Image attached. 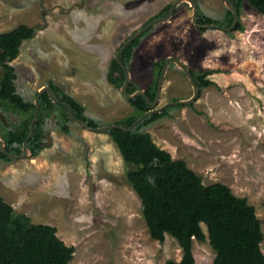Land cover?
Listing matches in <instances>:
<instances>
[{
    "label": "rangeland",
    "instance_id": "1",
    "mask_svg": "<svg viewBox=\"0 0 264 264\" xmlns=\"http://www.w3.org/2000/svg\"><path fill=\"white\" fill-rule=\"evenodd\" d=\"M175 1L0 0V34L20 25L36 30L11 63L17 93L34 103L52 82L101 127L133 115L120 89L107 81L110 64L125 41ZM197 3L206 17H226V0ZM193 16L190 4L182 3L168 22L145 32L130 62L131 81L145 91L154 82V64L176 57L198 73L214 71L207 77L214 85L201 90L195 103L171 109V117L142 131L173 159L184 160L204 185L222 183L246 198L264 234V16L245 0L244 30L229 33L198 28ZM192 95L185 73L170 64L158 107ZM18 121L19 115L0 107V139ZM68 127L70 134H64L56 117H49L45 129L51 140L49 145L44 140L37 156L0 159L4 200L34 224L56 227L60 239L75 247L70 264L181 261L175 238L167 235L160 244L150 237L141 202L126 180L130 167L110 136L74 122ZM261 247L264 253V241ZM193 253L196 264H213L216 256L208 240H194Z\"/></svg>",
    "mask_w": 264,
    "mask_h": 264
},
{
    "label": "trees",
    "instance_id": "2",
    "mask_svg": "<svg viewBox=\"0 0 264 264\" xmlns=\"http://www.w3.org/2000/svg\"><path fill=\"white\" fill-rule=\"evenodd\" d=\"M245 0H234L235 9L240 15ZM248 5L264 16V0H246ZM172 4L166 6L154 19L166 16ZM153 20V19H152ZM197 23L229 28L234 15L227 11L223 20L206 17L198 9ZM146 26V25H145ZM144 26V27H145ZM241 23L236 31H243ZM35 28L20 25L12 31L0 34V107L5 113L19 115V121L2 135L9 153L20 155L23 144L30 132L35 113V104L27 102L17 93V74L11 64L19 55L21 45L35 35ZM138 37L121 54V61L131 72L130 62L134 50L142 38ZM123 45V44H122ZM165 59L154 64L155 79L145 90L153 102L158 91V81ZM190 72L200 91L213 86L207 79L214 71ZM125 72L115 59L110 64L107 81L120 89L125 82ZM55 96L71 106L73 114L91 128L101 127L98 121L86 115V108L67 95L60 87L50 83ZM138 86L131 81L127 92L133 94ZM38 95V94H37ZM135 113L115 123L125 127L132 126L150 110L144 97L128 101ZM168 106L161 113L141 121L131 132L118 129L106 132L118 147L126 165L130 168L126 180L137 195L142 206V215L150 237L163 244L167 235L178 242L183 252L181 261H168L167 264H196L193 242H206L215 252L213 264H264L262 243L264 234L256 209L246 198L236 196L222 184L204 185L203 179L184 160H175L172 155L161 149L148 132L142 129L165 117H171L170 110L181 108ZM56 117L57 125L64 134H70L69 122H73L67 107L55 104L47 93L40 98V112L34 126V135L28 143L32 157L37 156L45 147L46 120ZM0 159L13 161L0 149ZM206 225L207 234L202 225ZM75 247L67 246L58 236V230L51 225L34 224L30 217L18 214L0 195V264H70Z\"/></svg>",
    "mask_w": 264,
    "mask_h": 264
},
{
    "label": "water",
    "instance_id": "3",
    "mask_svg": "<svg viewBox=\"0 0 264 264\" xmlns=\"http://www.w3.org/2000/svg\"><path fill=\"white\" fill-rule=\"evenodd\" d=\"M234 0H226V5L228 7V10L231 11L234 15V21L233 24L231 25V27L229 28H220L216 25H200L197 23L196 20V14L198 11V3L197 0H176L171 8L169 13L164 16V17H160L155 19L154 21H152L151 23H149L148 25H146L145 27H143L141 30H139L133 37L129 38L127 41L124 42V44L120 47V49L118 50L115 59L117 61V63L119 65L122 66L124 72H125V82L122 85V87L120 88V92L121 94L128 100V101H132L138 97H144L146 102L148 103V105L150 106V110L148 112H146L143 116H141L132 126L130 127H125L123 125H109V126H102V127H98V128H91L89 127L84 121L78 119L74 114L73 111L71 109V106L69 104H67L66 102H61L53 93V90L51 87L47 86V87H43L39 92L38 95L35 99V113H34V117L32 119L31 125H30V132L29 135L27 137V139L25 140L24 144H23V149H22V153L20 155H15V154H11L7 151L6 149V144L5 141L3 139H0V149L1 151L9 158L13 159V160H22V159H27L28 157H30L32 155L31 151L29 150L28 147V143L30 141V139L33 137L34 135V126L35 123L37 121L39 112H40V98L43 94L47 93L50 97V99L52 100L53 103L55 104H59L62 105L64 107H67L68 109V115L70 117V119L77 125H79L80 127L89 130V131H94V132H101V133H106L112 129H118L124 132H131L141 121H143L144 119L152 116L153 114H158L161 113L162 110L168 106H179V105H190L195 103L198 98L199 95L201 93L198 85L196 84L191 72H190V68L179 58L176 57H168L165 60L164 63V67L162 69L159 81H158V91H157V95L155 100L152 102L146 95V92L144 90H138L136 92H134L133 94H129L127 92V89L131 83V72L126 68V66L123 64V62L121 61V54L123 53V51L127 48V46H129L131 43H133L138 37H140L142 34H144L145 32H147L149 29H151L152 27L162 24V23H166L168 22L171 17L173 16L176 7L179 6L182 3H189L190 6L193 8V12H194V23L198 28L201 29H221L224 32H233L236 30L238 23H240V15L237 13L236 9H235V5L233 3ZM174 63L178 68H180L185 75L187 76V78L189 79L192 88H193V95L190 99L188 100H180V101H175V102H170L162 107H158L159 105V101H160V97H161V90H162V85L163 82L165 80L166 74L168 72L169 66L170 64ZM2 122L8 127V123L6 122L5 116H1ZM47 140H48V145L50 143V136L47 133L46 134Z\"/></svg>",
    "mask_w": 264,
    "mask_h": 264
},
{
    "label": "flooded vegetation",
    "instance_id": "4",
    "mask_svg": "<svg viewBox=\"0 0 264 264\" xmlns=\"http://www.w3.org/2000/svg\"><path fill=\"white\" fill-rule=\"evenodd\" d=\"M50 87V86H49ZM62 102V101H61ZM47 134V133H46ZM46 139H47V137H46Z\"/></svg>",
    "mask_w": 264,
    "mask_h": 264
}]
</instances>
